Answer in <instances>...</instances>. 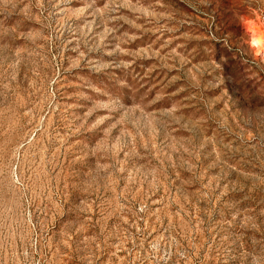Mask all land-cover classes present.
Instances as JSON below:
<instances>
[{
    "label": "rangeland",
    "instance_id": "rangeland-1",
    "mask_svg": "<svg viewBox=\"0 0 264 264\" xmlns=\"http://www.w3.org/2000/svg\"><path fill=\"white\" fill-rule=\"evenodd\" d=\"M0 264H264V0H0Z\"/></svg>",
    "mask_w": 264,
    "mask_h": 264
}]
</instances>
